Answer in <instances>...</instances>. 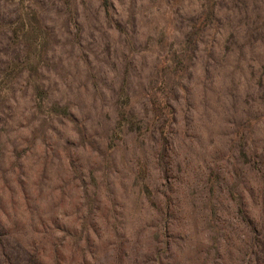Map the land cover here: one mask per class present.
Wrapping results in <instances>:
<instances>
[{
    "label": "rangeland",
    "instance_id": "1",
    "mask_svg": "<svg viewBox=\"0 0 264 264\" xmlns=\"http://www.w3.org/2000/svg\"><path fill=\"white\" fill-rule=\"evenodd\" d=\"M0 264H264V0H0Z\"/></svg>",
    "mask_w": 264,
    "mask_h": 264
},
{
    "label": "trees",
    "instance_id": "2",
    "mask_svg": "<svg viewBox=\"0 0 264 264\" xmlns=\"http://www.w3.org/2000/svg\"><path fill=\"white\" fill-rule=\"evenodd\" d=\"M181 55V54H180ZM158 105V104H157ZM163 139H165L164 137H163ZM249 222V221H248Z\"/></svg>",
    "mask_w": 264,
    "mask_h": 264
}]
</instances>
